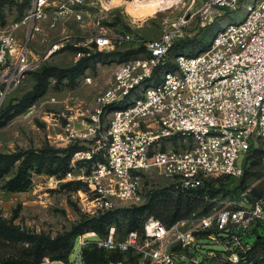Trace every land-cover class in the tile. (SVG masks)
<instances>
[{
    "label": "built area",
    "instance_id": "built-area-1",
    "mask_svg": "<svg viewBox=\"0 0 264 264\" xmlns=\"http://www.w3.org/2000/svg\"><path fill=\"white\" fill-rule=\"evenodd\" d=\"M104 1L109 0H33L23 19L1 31L0 103L41 65L20 36L28 20L44 17L50 27L61 20L99 23L111 17ZM124 1H157L159 12L174 1L185 0ZM188 1V9L197 5L194 14L202 26L222 12L234 10L239 2ZM186 22L182 18L159 37L140 41L144 52L116 65L108 86L96 97V108L82 118L87 134L95 136L94 145L74 154L66 177L81 182L80 197L91 215L112 209L116 200L136 199L144 177L151 172L181 193L207 181L238 178L249 149L257 142L264 147V0H254L242 20L227 23L206 50L170 59V50L183 37ZM116 41L103 32L78 45L102 51ZM83 55L76 52L74 61ZM169 62L173 68L167 70L164 67ZM159 69L162 71L157 73ZM85 81L90 83L91 78L85 77ZM64 118V132L73 137L77 118L74 114ZM104 121L106 129L96 137ZM174 141L177 147L171 146ZM96 154H101L103 161L92 163L89 172H74L78 161ZM249 194L247 189L236 202L213 199L217 207L210 214H193L169 226L149 216L141 232L131 231L123 239L118 238L115 226L108 227L101 237L82 233L67 260L45 259L41 264H88L83 249L91 244L108 252H129L134 264H208L216 256L215 250L235 263L239 253L251 248L246 237L254 223L264 222V201H250ZM206 245L209 248L203 254ZM106 264L128 263L117 260Z\"/></svg>",
    "mask_w": 264,
    "mask_h": 264
},
{
    "label": "rangeland",
    "instance_id": "rangeland-1",
    "mask_svg": "<svg viewBox=\"0 0 264 264\" xmlns=\"http://www.w3.org/2000/svg\"><path fill=\"white\" fill-rule=\"evenodd\" d=\"M32 1L0 0V32L7 29L14 21L23 19L28 14ZM253 2L254 0H239L234 10L222 12L210 24L202 26L200 18L194 14L197 5L188 9V0L174 1L168 9L159 12H156L157 6L153 1L135 4L124 0L118 2L109 0L104 1L103 6L108 9L107 13L111 17L100 20L99 23L88 19L83 22L61 20L54 27H50L48 19L40 17L35 18L34 22L32 19L28 20L22 26L20 36L23 41L27 40L33 59L39 60L43 65L67 68L75 63L74 55L76 49L80 47L78 44L86 43L88 39L99 33L104 32L110 38L117 40L115 44L103 49L102 52L125 51L137 47L140 41L159 37L166 27L185 18L187 22L183 37L170 50L169 58L177 54L192 56L200 52L227 23L242 20L248 6ZM115 21L118 22L112 24ZM123 60L124 57L116 54L107 57L96 55L72 85L66 80L57 82L55 78H51L46 92L26 111L0 125V152L39 150L43 146L64 148L72 143L93 146L95 136L87 134L88 130L82 118H86L87 113L94 111L97 95L106 89L116 65ZM85 77H90L91 82L87 83ZM34 84L33 73H28L18 88L6 95L4 104L10 101L15 104L16 100L30 91ZM70 114H74L77 118L73 123L75 131L73 137L65 133L63 129L66 123L64 115ZM102 127L103 129L96 133V137L99 134L103 135L106 129L105 121ZM174 142L171 146L177 147L178 143ZM253 147L262 151L254 153L253 157L246 162V157L244 158L243 163H246V166L243 175L236 178L233 184L238 185L245 175L244 186L253 188L250 193L252 199L262 198L264 201V147L260 142L255 143ZM86 167L82 160L78 161L74 172L86 171ZM14 171L15 168L0 179V221L14 225L28 235L42 234L54 238L58 234L73 229L87 218L114 210L117 211L116 216L119 217L121 224L127 225L130 220L129 216V218L126 217L130 213L127 209L145 206L151 196L150 191L170 192L169 181L151 172L144 177L141 192L136 199L127 202L116 200L113 202L112 209L91 215L86 211L85 201L80 197V190L83 191L82 186L71 183L66 175L61 173L49 175L44 171L33 170L30 174L31 186L26 191L12 192L6 189L5 183ZM159 196L158 193L157 197ZM203 210L202 205L194 212L202 213ZM146 215L147 210L142 214L143 222L150 216ZM126 228L120 227L121 232L118 231V238H122ZM87 232H94L99 237L106 233V231L98 233L94 230H85L78 235ZM257 234L264 235V225L257 230ZM253 240V235L246 237L248 242ZM1 244L2 253L9 256L20 255L30 245L29 242L9 240H2ZM208 248L206 245L202 253L204 254ZM215 255L208 264H239L228 261L226 259L228 255L220 250H215ZM241 264H264V244L252 248L249 260Z\"/></svg>",
    "mask_w": 264,
    "mask_h": 264
},
{
    "label": "trees",
    "instance_id": "trees-1",
    "mask_svg": "<svg viewBox=\"0 0 264 264\" xmlns=\"http://www.w3.org/2000/svg\"><path fill=\"white\" fill-rule=\"evenodd\" d=\"M115 18L118 20L117 16H115ZM117 22L118 21H115L112 24H116ZM210 42L205 45L200 52L206 50ZM176 44H178V41L173 47H175ZM76 52H83L84 55L70 67L59 68L53 65L41 64L36 70L29 72L33 73L35 84L30 91L17 99L15 104H12L11 101L8 104H4V98L0 105V125L5 124L12 117L26 111L31 104L46 92L49 84L48 82L51 78H55L57 82L66 80L67 83L72 85L76 82V79L83 74L84 70L89 66L90 61L96 55L107 57L116 54L124 57V60H126L143 53L144 47L139 43L137 47L129 50H113L106 53L96 49L89 50L85 47H78ZM164 68L167 70L172 69V62H169ZM161 71L162 69H159L157 73ZM87 150H89V147L85 145L72 143L64 148L43 146L39 150H25L13 153L0 152V179L15 168L13 175L6 180L5 187L8 191L12 192L26 191L31 186L30 174L33 170L36 172L44 171L49 175L58 173L66 175V173L71 170V160L74 154L79 151ZM260 151L262 150L259 148L251 147L244 156V158L246 157L245 162L251 159L254 153ZM99 160L103 161L101 154H96L90 159L82 160V163L87 165L86 172H89L92 163ZM245 166L246 163H243V171ZM235 179L236 178L233 177H226L220 178L217 182L207 181L201 187L186 193L175 192L172 190L171 185H169L170 192L150 191L149 194L151 196L145 206L132 208V210L127 209V211L130 212L129 215H125L127 218L130 217L127 225L121 224L119 217L116 216L117 211H107L101 215L87 218L73 229L51 238L42 234L28 235L21 232L18 227L0 221V264H41L45 259H50V261H65L71 252L74 239H76L79 233L85 230H94L98 233H103L108 227L115 226L117 232H121L119 230L121 226L127 227L126 230H124L122 238L119 239H123L131 231L141 232L144 224L143 218L141 217L145 210H147V215L158 218L167 226L193 214L199 216L208 215L217 207L216 203L212 201L213 199L236 202L240 198V195L247 189H250V193L253 191V188L244 186L245 175L238 185L233 184ZM71 183L82 186L81 182L78 181H71ZM158 193L160 195L159 197H157ZM152 195H154V197H152ZM154 198L156 199L154 200ZM249 199L250 201H254L262 198L252 199L249 194ZM202 205L204 206V212L195 213L194 210ZM262 225H264V222L257 220L250 229L251 231L249 232L251 233L247 235V238L253 235L254 240L251 242L250 250L245 253H239V260L237 261L239 264L249 260V253L252 248L264 244V235L257 234V230L261 228ZM2 240L29 242L30 245L23 250L20 255L9 256L3 254L1 251ZM83 257L88 264H106L108 261L117 260L124 261L128 264H134L133 257L129 252L122 253L118 250L108 252L97 249L93 244L84 247Z\"/></svg>",
    "mask_w": 264,
    "mask_h": 264
},
{
    "label": "bare ground",
    "instance_id": "bare-ground-1",
    "mask_svg": "<svg viewBox=\"0 0 264 264\" xmlns=\"http://www.w3.org/2000/svg\"><path fill=\"white\" fill-rule=\"evenodd\" d=\"M111 1V0H110ZM112 1H116L118 2L119 0H112ZM155 3V5L157 6L158 5V2L157 1H153Z\"/></svg>",
    "mask_w": 264,
    "mask_h": 264
}]
</instances>
